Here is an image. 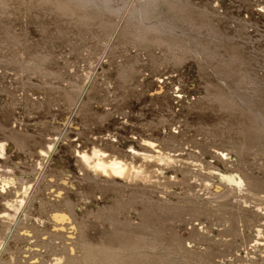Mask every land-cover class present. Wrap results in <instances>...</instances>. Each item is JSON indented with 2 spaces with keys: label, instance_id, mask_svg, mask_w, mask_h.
<instances>
[{
  "label": "rangeland",
  "instance_id": "rangeland-1",
  "mask_svg": "<svg viewBox=\"0 0 264 264\" xmlns=\"http://www.w3.org/2000/svg\"><path fill=\"white\" fill-rule=\"evenodd\" d=\"M103 128V148L147 151L149 139L175 161L151 180L76 177L67 144ZM1 140V176L38 190L12 238L0 225L2 264L33 257L18 234L48 235L51 210L65 205L44 208L39 196L55 189L75 204L76 237L101 253L94 264H264V0H0ZM221 172L249 190L214 199L213 186L230 183ZM41 242L28 262L54 264L59 247Z\"/></svg>",
  "mask_w": 264,
  "mask_h": 264
},
{
  "label": "bare ground",
  "instance_id": "bare-ground-1",
  "mask_svg": "<svg viewBox=\"0 0 264 264\" xmlns=\"http://www.w3.org/2000/svg\"><path fill=\"white\" fill-rule=\"evenodd\" d=\"M137 8V6H136ZM141 8V7H140ZM139 10V9H137ZM160 78V77H159ZM88 81V80H87ZM87 85V84H86ZM158 89V88H157ZM94 90V89H93ZM83 92V91H82ZM139 93V92H138ZM142 93V92H141ZM81 94V93H80ZM157 97L162 98L163 95L161 94V92H156L155 94ZM162 95V96H161ZM177 96V95H176ZM168 97V96H167ZM151 99V98H150ZM157 99V98H156ZM164 100V99H163ZM29 101V100H28ZM165 102V101H164ZM148 104V103H147ZM161 106H163V103H161ZM164 108V107H163ZM157 109V108H156ZM167 109V108H166ZM73 110V109H72ZM72 116V115H71ZM69 117V116H68ZM76 117V116H75ZM77 118V117H76ZM71 119V118H69ZM69 121V120H68ZM147 121V120H146ZM145 121V122H146ZM74 122V121H73ZM39 123V122H38ZM70 123V122H69ZM103 123V122H102ZM142 123V122H141ZM36 124V123H35ZM68 124V123H66ZM80 124V123H79ZM139 124V123H138ZM37 125V124H36ZM39 125V124H38ZM144 125V123H143ZM148 125V123H147ZM150 125V124H149ZM148 125V126H149ZM153 125V124H152ZM45 126V124H44ZM37 127V126H36ZM42 127V126H41ZM68 126H66L67 128ZM70 127V126H69ZM76 127V126H75ZM43 128V127H42ZM50 128V127H49ZM151 128V127H150ZM65 129V128H63ZM69 129V128H68ZM73 129V128H72ZM72 129H69L68 131H72ZM78 129V128H77ZM75 129V130H77ZM80 129V128H79ZM57 130V129H56ZM67 130V129H65ZM64 130V131H65ZM58 131V130H57ZM111 132L110 129L108 128H103L101 129L98 134H94L92 136L91 139H89L88 141L85 140L84 142H81L78 138L70 141L69 144H67L68 146H66V150H69L70 155L73 156V160H74V166L76 167V177L79 178H85L87 177H91L92 179H154L155 178V173H156V166H167L170 167L169 163L175 161L174 159V153L173 155L169 154V152H164L161 149H157L156 152L152 151L151 148H154L157 145H154V142L152 140L149 139H143L144 142L146 143V145L148 147H151L149 149H147V151H142L140 149H137L132 147L130 148L131 150L125 151V153H123L122 151H119L118 147L115 148L113 141H109V143H106V147L103 148L101 147L102 145H98L97 141L102 140L103 141V136L105 135V132ZM60 132V131H59ZM63 131H61L62 133ZM116 132V131H115ZM114 132V134H115ZM48 133V132H47ZM58 133V132H57ZM60 133V134H61ZM64 133V132H63ZM66 133V132H65ZM59 134V133H58ZM77 135V134H76ZM122 135V134H121ZM101 136V137H100ZM123 136V135H122ZM149 136V135H148ZM79 137V136H77ZM105 137V136H104ZM116 137V136H115ZM125 137V136H124ZM136 137V136H135ZM146 137V136H145ZM153 137V136H152ZM158 137V136H157ZM66 138V137H65ZM70 138V137H69ZM80 138V137H79ZM109 137L107 136L106 139H108ZM134 138V137H133ZM137 138V137H136ZM142 138V137H141ZM151 138V137H150ZM54 139V138H53ZM87 139V138H86ZM105 139V138H104ZM116 139V138H115ZM126 139V138H125ZM132 139V138H131ZM159 139V138H158ZM168 139V138H167ZM6 140V139H5ZM78 140L80 142H78ZM83 140V139H82ZM120 140V139H119ZM134 140V139H133ZM165 140V139H164ZM2 142L0 143V155L5 154L3 151L7 150V147L10 145L8 142L1 140ZM49 141V140H48ZM63 141V140H62ZM101 141V142H102ZM106 141V140H105ZM136 141V140H135ZM138 141V140H137ZM169 142V140H167ZM100 142V143H101ZM142 142V141H141ZM156 142V141H155ZM54 143V142H53ZM79 143V145H78ZM103 143V142H102ZM131 143V142H130ZM56 144V143H55ZM140 144V143H139ZM166 145V142L164 143ZM78 145V146H77ZM104 145V144H103ZM134 145V144H133ZM144 145V144H143ZM58 146V145H57ZM164 146V145H163ZM140 147V146H139ZM145 147V146H144ZM147 147V148H148ZM159 147V146H158ZM167 147V146H166ZM169 147V146H168ZM9 148V147H8ZM120 148V147H119ZM46 149V148H45ZM40 149L39 150V154L44 155L45 158L47 157L46 161L42 163V165H40L41 171L46 170V168L50 165H48L49 161V157L52 155V153L56 152V148H54V145H48L47 149ZM123 149V148H122ZM142 149V148H141ZM144 149V148H143ZM146 149V148H145ZM169 148H167L168 150ZM166 150V149H164ZM166 150V151H167ZM15 151H11V153H14ZM154 152V153H153ZM10 153V154H11ZM66 153V152H65ZM122 153V155H121ZM17 154L16 152L14 153V155ZM221 155H223V158L226 157L227 158V153L221 152ZM44 156H41L44 158ZM10 157V156H9ZM52 157V156H51ZM50 157V158H51ZM20 159V158H19ZM225 159V158H224ZM183 160V159H182ZM226 160V159H225ZM228 161V160H227ZM41 162V161H40ZM192 162V161H191ZM52 163V162H51ZM186 163V162H185ZM222 163H224L222 161ZM40 164V163H39ZM62 164H64V166L62 167ZM175 164V163H173ZM177 164V161H176ZM183 164V163H182ZM203 165V164H202ZM11 166V165H10ZM67 168L68 167V162L67 160H63V162L61 164L58 165L59 167V174H65L62 173L63 170H61L62 168ZM173 166V165H171ZM192 166V165H191ZM197 166V165H196ZM217 166V165H216ZM215 166V169L218 170ZM1 167V166H0ZM50 167V166H49ZM168 167V168H169ZM177 167V166H176ZM206 167V166H204ZM209 166H207L208 169ZM163 168V167H161ZM165 168V167H164ZM163 168V169H164ZM192 168V167H191ZM211 168V167H209ZM9 169V168H8ZM173 169V167H172ZM186 169V168H185ZM206 169V168H204ZM203 169V170H204ZM214 169V168H213ZM14 169H12L13 171ZM54 170V169H52ZM57 170V169H56ZM62 172H61V171ZM189 170V169H188ZM194 170V169H193ZM47 171V170H46ZM6 172V171H5ZM58 172H56L58 174ZM61 172V173H60ZM159 172V171H158ZM168 172V171H167ZM175 172V171H174ZM199 172V170H198ZM202 172V171H201ZM220 172V171H219ZM4 173V172H3ZM9 173V172H8ZM12 173V172H11ZM200 173V172H199ZM209 173V172H207ZM206 173V174H207ZM211 173V172H210ZM58 174V175H59ZM67 174V173H66ZM2 174L0 173V181L2 182V185H0V195L4 196V205L5 207H7V210L1 211L0 214V225L6 226L7 227V231L8 234H3V235H7L5 236L6 238L11 237V235H13L12 233L15 231L16 232V228L18 226L19 220L21 215L26 211L27 207L29 206L30 201H31V197L35 194V192H37V186L36 183H27V181H24L23 179L18 178L17 176H13L12 177H5V176H1ZM42 175V172H41ZM158 175V174H157ZM156 175V176H157ZM162 175V174H161ZM182 175V174H181ZM190 175V174H189ZM199 175V174H198ZM213 175V174H212ZM218 175V174H217ZM39 176V175H38ZM47 176V173H46ZM64 176V175H62ZM206 176V175H205ZM222 179H226L227 182H230L229 184H225L222 183L220 186L216 185L213 186L215 188L214 194L215 197L214 199L217 197H224V196H228L230 194H233V192L235 190H239V191H243L244 189L249 190V188L247 187V185H249L245 179L243 178V176L241 174H239L238 172H221L219 175ZM165 177V176H164ZM176 177V176H175ZM191 177V176H190ZM212 177V176H210ZM214 177V176H213ZM63 178V177H62ZM161 178V177H160ZM169 178V177H168ZM186 178V177H185ZM196 179V177H194ZM201 178V177H200ZM203 178V177H202ZM57 179V178H55ZM54 179V180H55ZM58 179H61V176L58 177ZM63 179H74V174H71L70 176H68V178H63ZM90 179V178H88ZM165 179V178H164ZM187 179V178H186ZM198 179V178H197ZM147 181V180H146ZM108 182V181H106ZM149 182V181H148ZM113 182H111L112 184ZM119 183V182H118ZM155 183V182H154ZM211 183V182H210ZM186 184V183H185ZM214 184V183H213ZM212 184V185H213ZM68 185V187H72L74 186L73 181H62V187H66ZM215 185V184H214ZM61 187V188H62ZM188 187V186H187ZM62 189L59 190H53V191H49L48 193H45L44 195L40 193L41 196H39L40 198V205L44 208H51L52 206H54V204L56 202H60L61 198L62 199V203L65 205V210H57L56 208L54 210H51L50 213V217L49 220L51 221V229L48 231V235L44 236L43 238H37L38 234H39V230H37L35 227L29 229V227L27 229H23V231L21 233L18 234V236L20 238L25 239L26 241H28V244H26L27 246V252H30V254L35 253L34 255H38L42 248L39 247V245L36 244H32L37 240H41L42 242L40 243L43 244L44 243V250L43 252L47 249V247H49L50 243H53L54 245H56V248L59 247L60 251H61V255L58 257L54 258V264H92L94 261V259H96V254L98 253L95 250V247L88 243L86 240L82 239L81 237L77 238L76 237V233L74 232L76 230V226L75 223L70 215L71 212H73V208L75 209V204L74 202L70 199V198H66L65 196L63 197V194H65V191H60ZM65 190V189H64ZM74 190V188H73ZM68 191V190H67ZM251 191V190H250ZM41 192V191H40ZM248 192V191H246ZM253 192V191H252ZM8 193H12L10 194V196H7ZM53 193H56V195H53ZM213 193V192H212ZM213 194V195H214ZM237 194V193H236ZM251 194V193H250ZM253 194V193H252ZM257 194V193H256ZM37 195V194H36ZM212 195V198H213ZM53 196V197H52ZM217 196V197H216ZM234 196V195H233ZM262 196V195H261ZM242 197V196H241ZM251 197V196H250ZM58 198V200L56 199ZM243 198V197H242ZM247 198V197H246ZM229 199V198H228ZM261 199V198H260ZM263 199V198H262ZM244 200V199H243ZM217 201V200H216ZM246 201V200H245ZM264 201V199H263ZM262 201V202H263ZM32 202V201H31ZM58 202V204H59ZM3 204V203H2ZM57 204V205H58ZM64 207V206H63ZM261 211L264 212V208L259 207ZM80 210V209H79ZM75 211V210H74ZM78 214V213H77ZM263 215V213H262ZM261 215V216H262ZM22 220V219H21ZM37 220V219H36ZM39 220V219H38ZM42 220V219H41ZM41 222V221H40ZM44 223V222H43ZM25 224V222H24ZM32 224V223H31ZM39 224V223H37ZM24 226V225H23ZM38 226V225H37ZM40 228V227H39ZM5 229V228H4ZM16 229V230H15ZM259 234H262L260 229H257ZM6 232V231H5ZM7 233V232H6ZM1 234V233H0ZM16 234V233H15ZM40 236L42 234H39ZM2 236V234L0 235ZM17 236V237H18ZM4 237V238H5ZM14 237V236H13ZM18 237V238H19ZM1 238V237H0ZM5 238V239H6ZM16 238V235L15 237ZM13 238V239H14ZM10 239V238H9ZM16 241V240H15ZM14 241V242H15ZM38 245V247H37ZM137 245V244H136ZM5 246V240H3L2 238L0 239V254L2 251V247ZM36 246V247H35ZM43 247V246H41ZM55 247V246H54ZM99 247V246H97ZM96 247V248H97ZM76 248H82L83 249V255L82 258H80V256L78 257L76 255ZM103 248V247H102ZM108 248V247H106ZM10 249V248H9ZM58 249V251H59ZM99 249V248H98ZM97 249V250H98ZM110 249V248H109ZM26 250V249H25ZM81 250V249H80ZM108 250V249H106ZM54 251V250H53ZM103 251V250H102ZM105 251V249H104ZM25 252V251H24ZM26 252V253H27ZM70 252H72L70 254ZM82 252V250H81ZM97 252V253H96ZM100 252V251H99ZM109 252V251H108ZM54 253V252H53ZM102 255L101 257L103 256ZM110 253V252H109ZM106 253V254H109ZM30 254H28L27 256L29 257ZM43 254V253H42ZM101 253H98L97 256H100ZM113 254V253H112ZM12 255V254H11ZM30 257L27 259V261H24V263L27 262V264H41V259L39 257H37V259H34L30 262H28L30 259L34 258ZM40 256V255H39ZM17 256H10V261L8 260L9 264H16L17 259H15ZM23 257V256H22ZM23 259V258H22ZM64 259L67 260V262H64ZM99 260V258H97ZM103 259V257H102ZM105 259V258H104ZM109 259V258H107ZM3 260V258H2ZM0 258V264H2V261ZM96 262H99V261ZM16 261V262H15ZM107 261V260H106ZM23 264V261H20ZM18 262V264H19ZM95 262V263H96ZM103 262V261H102ZM109 262V261H108ZM5 263V262H4ZM7 263V262H6ZM101 263V262H99ZM107 263V262H106ZM94 264V263H93ZM257 264V263H256Z\"/></svg>",
  "mask_w": 264,
  "mask_h": 264
}]
</instances>
